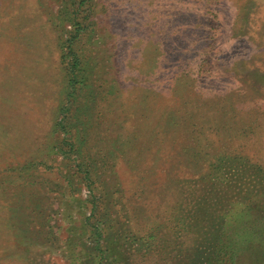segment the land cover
Wrapping results in <instances>:
<instances>
[{
	"label": "rangeland",
	"instance_id": "obj_1",
	"mask_svg": "<svg viewBox=\"0 0 264 264\" xmlns=\"http://www.w3.org/2000/svg\"><path fill=\"white\" fill-rule=\"evenodd\" d=\"M0 264H264V0H0Z\"/></svg>",
	"mask_w": 264,
	"mask_h": 264
}]
</instances>
